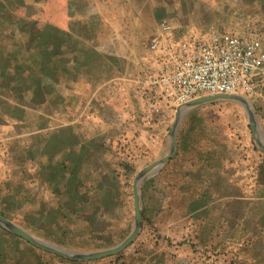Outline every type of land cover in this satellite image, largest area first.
Listing matches in <instances>:
<instances>
[{
	"label": "crops",
	"instance_id": "obj_1",
	"mask_svg": "<svg viewBox=\"0 0 264 264\" xmlns=\"http://www.w3.org/2000/svg\"><path fill=\"white\" fill-rule=\"evenodd\" d=\"M255 1L248 0L243 6L251 8L254 17L241 13V23H253L254 18L264 21V0ZM63 2L62 21L58 15L47 24L50 35H45L44 27L27 28L15 35L14 48H0L4 71L0 80H10L14 70H29L28 79L43 93L36 110L37 129L47 128L44 122L48 120L54 124L40 136L28 135L15 126L23 122L21 113L13 114L11 109L25 108L29 100L21 98L18 103L0 94V139L5 140L0 160L5 201L0 213L54 236L61 230L71 235L74 229L66 226L69 221L85 225L84 233L103 232L97 224L112 225L123 192L119 155L124 135L132 136L146 127L148 135L157 137L167 127L170 114L175 115V109L154 113L147 125L140 99L134 95L159 19L166 18L175 37L183 38L200 16L211 26L235 18V14L229 17L230 10L235 11L230 0L198 2L194 11L187 1L183 7V0ZM20 3L24 11L42 5L41 0ZM8 6L14 11L15 7ZM27 18L24 13L12 16L2 11L0 39L11 37L6 22L27 27ZM233 25L229 27L241 28L238 23ZM49 83L70 87L67 99L58 95L53 100L54 90L49 97L44 89ZM131 95L138 105L137 115ZM201 95L205 93L197 97ZM225 117L193 108L182 111L171 156L142 181L141 202L152 199L153 217L172 195L183 203V243L172 246L165 235L160 237L161 249H156L158 243L152 244L154 253L160 250L155 254L163 255V264H173L172 259L181 256L188 264L199 258L198 264H264V154L237 139L235 133L209 126L213 119L223 124ZM16 134L25 137L18 140ZM54 182L58 186L53 189ZM43 187L50 189L49 199Z\"/></svg>",
	"mask_w": 264,
	"mask_h": 264
},
{
	"label": "rangeland",
	"instance_id": "obj_2",
	"mask_svg": "<svg viewBox=\"0 0 264 264\" xmlns=\"http://www.w3.org/2000/svg\"><path fill=\"white\" fill-rule=\"evenodd\" d=\"M41 1V6H33L31 8H28L27 10L25 9L24 11V8L26 7L23 6V4L21 5L20 3L23 2V0H0V14L2 11L12 16L22 15V13H24L28 17V21L26 23L27 27H25V25L22 27L19 25V23H14V21H11V23L9 24L8 22H6V29L10 30L12 33L10 35L11 37H8L5 41L3 39H0V48H14L16 46L15 35L20 31L24 32L27 28L28 30L31 29V31H34L36 28L44 27L47 32H45V35H50V26L47 24H51L53 17H56L58 15H60V20L62 21V13L63 9H65L64 2L63 0ZM186 1L188 3V8L193 9L194 11L197 8L195 4L205 0H183V7L186 6ZM230 1H234L235 3L233 5H230L231 8L235 9V11L230 10V18H233L235 14V18L232 19V21H220L213 23L214 25L212 24L211 26L208 24V22L203 21V18L200 16L195 28H191V30H189L184 35V37L189 34L196 36L205 35L212 30L221 28L233 29L229 26H234L233 24L237 23L239 26H241V28L246 24H251L256 30L261 32V34H264V21L256 22V19L254 18L253 20L255 22L253 23H251V21L241 23V13L246 16L254 17L250 13H254L251 8L243 7L246 6L245 4L248 0ZM261 1L263 0H258V2H255L259 4L261 3ZM8 3L15 7L14 11L13 9L9 8ZM221 8L223 9L224 7L222 6ZM163 19L168 21L166 18H160L159 21ZM149 54L143 62L140 75L142 74L143 70L146 67V64L148 63ZM2 70L3 69H0V72H4ZM13 72L14 75L11 76L10 80H0V85H3L2 83L4 81V85L0 86V94L11 96L12 98L16 99L18 103L21 98H27L29 100V102H25V108H18L17 110L14 108L11 109L13 114L21 113V116L23 117V122H15V126L19 130L22 129L23 131H27L28 135L33 134L34 136H40L44 133L45 130H52L54 124L51 122V120L44 122L47 124V128H45L44 130L42 129L41 131H39L37 129L38 124L36 118V110L40 109L41 107L39 106V101L42 98L43 93L41 91V88H38L34 85V81L28 79L30 77V71L14 70ZM5 75H8L7 71L5 72ZM44 89L46 90L45 93L48 94L49 97L53 95L55 91L53 98L54 100L58 95L61 97L65 95L64 98L67 99L68 92L66 91L70 89V87H58L49 83ZM134 91V95L140 99L138 100V103L140 108L142 107L141 113L144 115V105L142 99L136 92V84L134 87ZM230 94L239 96L247 102L249 108L254 112L256 116L258 128L261 130L264 136V80H253L251 83H248L247 86L239 88ZM205 95L207 94L205 93ZM130 100L132 101L133 110H135L134 114L137 115L138 105L132 95ZM52 101L50 102V104H52ZM4 109L10 111L7 107H5ZM193 109L204 110L212 115H225L226 117L222 120L223 124L219 125L216 123L217 119H213L211 120L212 122L211 124H209V126L215 127L216 125H218L219 127H222V131H227L233 134L235 133L234 135L237 137V139H240L242 141L245 140L246 142L251 144L252 149H256V143L254 137H252L251 134L249 119L246 114V108L243 105L242 101L221 100L199 104L193 107ZM173 111L174 110H172V113ZM170 115L171 118L167 123V127L157 137L148 135V132L146 133L145 130H148L149 128L146 127L140 128V130L142 131H136L132 134V136L124 135L125 138H123V150L120 152L121 155H119L121 156V160L123 163V171L120 170L121 173L123 172L124 177V182L122 184L123 192L121 194V198L118 200V212L114 213L113 215L112 225L108 224V226H106L104 224H97V227L101 228L103 232H97L98 230H90V232L84 233L82 227H84L85 225H81L78 221L77 223L75 221H69L66 226H68V228L72 227L74 229L73 233L70 235L67 233V231L61 230L58 231V234L56 236H54L47 231H35L34 229H31L29 226H27L26 223H22V221L20 220H14V218L10 219L9 217L7 218L41 240H44L53 245H59L77 251H96L118 244L129 234L133 225L132 185L133 181H135L134 178L140 170L164 156L168 151L170 141L169 129L175 117L174 114ZM146 120H149V122H151L152 115H147V117L144 118L145 124L149 125ZM192 120L195 121L198 119L193 118ZM126 126H129V124L127 123ZM143 132L146 134H144ZM14 136L19 140L21 136L24 138L25 134H16ZM3 141L5 140L0 139V160H2V155L5 154L4 148H2L4 147ZM3 175V168L0 165L1 212H3V202L5 201L4 197L2 196V194L4 193L2 185V182L4 180ZM54 186L57 187L58 182L53 183V189ZM43 189L45 191V193L43 192L44 196L46 197L45 199H49L50 189L48 187H43ZM149 200L152 199L148 198V201ZM148 201H145L144 198L141 202L142 222L138 236L134 239L131 245H129L119 254L97 260L70 261L51 252L37 248L24 239L15 236L14 234H9L6 229L0 226V264H163V255L155 254L160 250H156V252L154 253L155 246H152V244L154 242L158 243L156 249H161L163 247V242L161 241L160 237L165 235L168 237V240L171 242L172 246L176 245V243H183V237H185L186 234V231H183V203L178 195H172L171 198H168L166 200L165 205L162 204V207L159 208L160 211L158 210L159 213H157V217H153L150 212H152L154 208L153 206L155 205L154 202ZM0 215L5 216L6 214L4 215V213H0ZM7 216L10 215L7 214ZM85 217H87V214H85ZM8 257L10 258L9 260ZM198 260L197 262L195 261V264H198ZM172 261L173 264H188L187 261L183 260V256H181V258L179 259H172ZM199 264H203V262Z\"/></svg>",
	"mask_w": 264,
	"mask_h": 264
},
{
	"label": "built area",
	"instance_id": "obj_3",
	"mask_svg": "<svg viewBox=\"0 0 264 264\" xmlns=\"http://www.w3.org/2000/svg\"><path fill=\"white\" fill-rule=\"evenodd\" d=\"M157 27L148 42V63L136 80L145 117L167 114L201 93H233L264 80V34L251 24L183 38L175 37L165 19Z\"/></svg>",
	"mask_w": 264,
	"mask_h": 264
},
{
	"label": "water",
	"instance_id": "obj_4",
	"mask_svg": "<svg viewBox=\"0 0 264 264\" xmlns=\"http://www.w3.org/2000/svg\"><path fill=\"white\" fill-rule=\"evenodd\" d=\"M238 100L242 101L243 105L246 108V114L249 119V125L251 129L252 137L255 139L256 147L264 154V136L261 132V130L258 128L256 116L254 112L249 108V105L243 98L232 95L230 93H218V94H207V95H201L199 97L193 98L183 105H180L175 108V117L171 124V127L169 129V152L164 155L163 157L155 160L151 164L144 167L142 170L139 171V173L134 178L135 181H133L132 185V195H133V225L131 228V231L129 234L118 244L109 247L104 248L101 250L96 251H77L70 248L62 247L59 245H53L51 243H48L44 240H41L35 236H33L31 233L20 227L19 225L13 223L9 219L3 217L0 215V226H2L7 231L11 232L12 234L24 239L31 245L40 248L44 251L51 252L53 254H56L58 256L73 260V261H90V260H97L104 257L116 255L117 253L121 252L128 244L132 242L134 237L137 236V234L140 231L141 228V222H142V213H141V196H140V188L141 183L145 176L152 174L156 172V170L159 168V166L164 163L172 154V150L174 147L175 142V134L176 130L180 121V118L182 116V111L191 109L199 104L215 101V100Z\"/></svg>",
	"mask_w": 264,
	"mask_h": 264
},
{
	"label": "trees",
	"instance_id": "obj_5",
	"mask_svg": "<svg viewBox=\"0 0 264 264\" xmlns=\"http://www.w3.org/2000/svg\"><path fill=\"white\" fill-rule=\"evenodd\" d=\"M99 201V200H98ZM93 208V207H92ZM76 210H79V208L77 207V208H75ZM85 212H86V209H85ZM89 216V215H88Z\"/></svg>",
	"mask_w": 264,
	"mask_h": 264
}]
</instances>
